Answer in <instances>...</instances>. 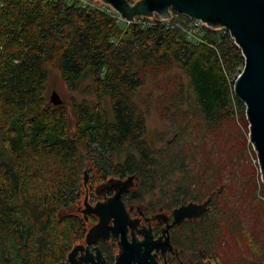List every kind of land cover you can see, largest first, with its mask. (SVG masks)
I'll list each match as a JSON object with an SVG mask.
<instances>
[{
    "label": "trees",
    "instance_id": "obj_1",
    "mask_svg": "<svg viewBox=\"0 0 264 264\" xmlns=\"http://www.w3.org/2000/svg\"><path fill=\"white\" fill-rule=\"evenodd\" d=\"M78 3L0 0V264L64 263L84 239L87 183L130 176L127 201L150 211L204 203L173 242L216 258L221 227L235 230L221 196L238 154L229 128L237 114L248 125L234 93L241 51L227 31L192 34L174 11L127 24ZM55 75L59 105L47 98ZM152 112L164 129L150 137Z\"/></svg>",
    "mask_w": 264,
    "mask_h": 264
},
{
    "label": "water",
    "instance_id": "obj_2",
    "mask_svg": "<svg viewBox=\"0 0 264 264\" xmlns=\"http://www.w3.org/2000/svg\"><path fill=\"white\" fill-rule=\"evenodd\" d=\"M101 1L127 21H132L135 17H152L154 14L160 19L167 20L174 11L193 20H199L210 28L224 27L228 30L234 45L244 58V66L234 82V93L245 105L249 142L256 152L264 181V0H135L133 4L128 0ZM50 102L54 105L61 104L55 92L51 94ZM133 180L130 176L124 181H118L121 188L117 195L106 203H97L95 206L86 203L84 188L82 203L85 209L82 210V214L84 218H87V214H95L98 217V223L86 234L87 243L104 238L109 230L114 236L121 235L125 240L124 224L128 215L119 195L126 187L133 185ZM86 181L87 172H84V184ZM204 205L192 202L181 204L173 210L172 226L179 225L185 219L198 217ZM111 220L114 227L109 228L108 223ZM82 248V245L74 246L66 261L61 264L87 262L88 260L77 258ZM130 252L131 249L123 245V253L115 264H145L144 259L133 260ZM147 252L150 250L147 249Z\"/></svg>",
    "mask_w": 264,
    "mask_h": 264
},
{
    "label": "rangeland",
    "instance_id": "obj_3",
    "mask_svg": "<svg viewBox=\"0 0 264 264\" xmlns=\"http://www.w3.org/2000/svg\"><path fill=\"white\" fill-rule=\"evenodd\" d=\"M90 3L96 7L103 6L101 0H90ZM155 15L149 18L156 20ZM121 22L125 23V21ZM199 32L192 29L191 33ZM53 92L59 96L62 103L63 98L66 97V92L56 75L49 82L47 94L49 101ZM243 114L246 122L245 110H243ZM238 116L239 114L236 116V126L231 125L229 128L232 132L231 144L233 143L238 147V154L235 155L236 160L232 170L234 184L228 189H225L223 186L224 191L221 190V193L223 192L221 194L222 198L230 199L232 203L230 206L235 209V219H231L232 223L235 224V230L229 224L221 227L224 235V244L220 246L216 245V250H214L216 258H206L203 260L204 264H264V181L256 152L249 142V124L247 122L246 124L248 125L242 124L238 121ZM147 128L150 137L164 129L155 112H152L147 118ZM90 177V174L87 175V181H89ZM87 184L88 186L85 188V201L89 203L90 200L86 198L87 192L91 190L93 192L96 186H99V184L105 186L106 183L92 185V188H89L91 184ZM82 193L83 195L79 202L80 210L85 209L82 203L84 190ZM86 227H89V224L86 223ZM232 228L234 231H231ZM83 241L84 239L80 243H83Z\"/></svg>",
    "mask_w": 264,
    "mask_h": 264
},
{
    "label": "flooded vegetation",
    "instance_id": "obj_4",
    "mask_svg": "<svg viewBox=\"0 0 264 264\" xmlns=\"http://www.w3.org/2000/svg\"><path fill=\"white\" fill-rule=\"evenodd\" d=\"M118 181L124 180L111 178L105 182V186L99 184V186L94 188L93 192L92 190L87 192L86 198L90 201L86 203L95 206L97 203H106L114 198L121 188ZM134 186L135 184L126 187L119 195L128 215L124 224L126 226L125 240L121 238V235L114 236L112 231L109 230L104 238L87 243L85 241L86 234L88 230L98 223V217L95 214L86 215L87 218H84V220L85 224H89V227L84 228V241L75 245L83 246L82 250L78 252L77 258L88 261L82 264H115L123 253V245L131 249L130 257L133 260L134 258L138 261L144 259L145 264H204L203 260L208 258L205 254L199 252L200 256L196 257L194 254L178 248L173 242V232L185 221H190L197 217L185 219L179 225L172 226L174 209L170 213L163 210V208H159L154 212L150 211L148 204L144 202L129 203L127 201L128 194L135 189ZM89 188H92V185ZM82 210H80L81 214ZM108 226L109 228L114 227L112 220L108 223ZM165 242L167 245H165ZM147 249L150 252H147Z\"/></svg>",
    "mask_w": 264,
    "mask_h": 264
},
{
    "label": "built area",
    "instance_id": "obj_5",
    "mask_svg": "<svg viewBox=\"0 0 264 264\" xmlns=\"http://www.w3.org/2000/svg\"><path fill=\"white\" fill-rule=\"evenodd\" d=\"M64 2H66L68 5H72L75 1H78L79 3V5L81 6V7H87V6H94V5H92L91 3H90V0H63ZM103 3V2H102ZM94 7H96V6H94ZM97 9H102V10H104V11H106L107 13H112V14H114V13H116L117 14V17H118V19H121V16L119 15V13H117L113 8H111L109 5H107V4H105V3H103V6H97L96 7ZM135 20V18L132 20V21H127V20H123V21H125V22H127V24H129V23H131V22H133ZM202 26H203V23L202 22H200L199 20H194L193 21V23H192V29L193 30H197V31H199L201 28H202ZM217 29V28H216ZM218 29H221V30H223V32H228V30L227 29H225L224 27H220V28H218ZM228 34H229V32H228ZM231 37V36H230ZM232 38V37H231ZM232 40H233V38H232ZM234 42V41H233Z\"/></svg>",
    "mask_w": 264,
    "mask_h": 264
}]
</instances>
